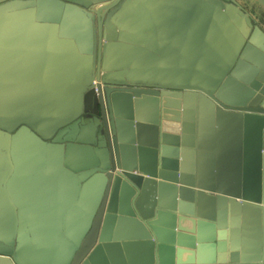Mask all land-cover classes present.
Here are the masks:
<instances>
[{"label": "water", "instance_id": "1", "mask_svg": "<svg viewBox=\"0 0 264 264\" xmlns=\"http://www.w3.org/2000/svg\"><path fill=\"white\" fill-rule=\"evenodd\" d=\"M202 1L195 62L159 80L108 33L132 0H0L89 59L76 117L0 129V264H264V0Z\"/></svg>", "mask_w": 264, "mask_h": 264}, {"label": "crops", "instance_id": "2", "mask_svg": "<svg viewBox=\"0 0 264 264\" xmlns=\"http://www.w3.org/2000/svg\"><path fill=\"white\" fill-rule=\"evenodd\" d=\"M132 1L130 23L108 29L124 43L115 47L119 56L140 77L170 79L177 66L184 73L202 45L210 8L202 0ZM8 17L0 25V129L27 123L49 135L81 111L77 68L89 59L58 35L57 25L38 23L28 12Z\"/></svg>", "mask_w": 264, "mask_h": 264}]
</instances>
